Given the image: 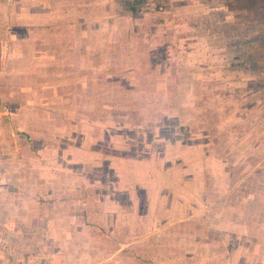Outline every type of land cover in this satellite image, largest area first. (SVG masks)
<instances>
[{
  "label": "rangeland",
  "instance_id": "obj_1",
  "mask_svg": "<svg viewBox=\"0 0 264 264\" xmlns=\"http://www.w3.org/2000/svg\"><path fill=\"white\" fill-rule=\"evenodd\" d=\"M0 264H264V0H0Z\"/></svg>",
  "mask_w": 264,
  "mask_h": 264
},
{
  "label": "trees",
  "instance_id": "obj_2",
  "mask_svg": "<svg viewBox=\"0 0 264 264\" xmlns=\"http://www.w3.org/2000/svg\"><path fill=\"white\" fill-rule=\"evenodd\" d=\"M139 1H140V0H139ZM128 9L131 10V11H136V9L133 8L132 6L128 7Z\"/></svg>",
  "mask_w": 264,
  "mask_h": 264
}]
</instances>
